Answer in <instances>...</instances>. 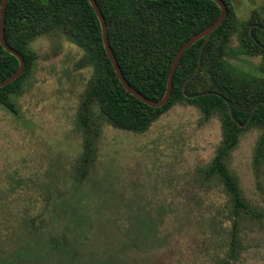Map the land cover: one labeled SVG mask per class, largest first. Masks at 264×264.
Instances as JSON below:
<instances>
[{
    "label": "rangeland",
    "instance_id": "obj_1",
    "mask_svg": "<svg viewBox=\"0 0 264 264\" xmlns=\"http://www.w3.org/2000/svg\"><path fill=\"white\" fill-rule=\"evenodd\" d=\"M228 1L224 68L236 85L252 87L246 71L260 56L241 54L239 40L252 24L264 26V0ZM29 49L34 61L10 95L14 109L0 103V261L264 264V217L244 211L231 250L228 194L204 172L221 141L218 116L204 120L198 106L182 102L143 132L102 121L92 130L97 151L85 160L76 119L90 68L74 65L82 49L60 28ZM263 132L244 130L225 159L241 199L262 212L264 160L255 168L253 155ZM58 236L64 252L55 250Z\"/></svg>",
    "mask_w": 264,
    "mask_h": 264
},
{
    "label": "trees",
    "instance_id": "obj_2",
    "mask_svg": "<svg viewBox=\"0 0 264 264\" xmlns=\"http://www.w3.org/2000/svg\"><path fill=\"white\" fill-rule=\"evenodd\" d=\"M95 1L105 19L109 45L123 76L135 90L151 99L163 96L169 68L179 47L212 23L220 12L212 0ZM223 1L228 10L225 19L212 31L201 51L203 38L184 51L173 75L168 101L153 107L122 86L103 46L100 23L88 0H8L4 37L6 43L23 56L25 68L15 80L0 87V103L14 109L10 95L21 89L22 80L34 61L35 52L29 49V43L39 35L60 28L67 39L82 49L75 67L90 68L76 119L77 128L84 132L83 159L96 153V134L92 130H97L102 121L128 131L143 132L163 111L182 102L198 106L204 120L218 116L221 141L204 172L207 177L221 182L228 194L232 220L230 248L233 250L235 232L244 211L257 218L264 217V212L248 207L241 199L225 162L244 130L257 125L264 129V39L260 36L264 34V26L252 24L240 36V53L260 56V61L254 72L246 71L255 82L253 89L236 85L223 62L233 12L229 1ZM17 67L16 57L0 44V80ZM248 118L249 122L243 126ZM262 160L264 132L255 144V168ZM54 243L59 244L56 251L66 250L63 236H58ZM65 261L66 255L57 264ZM0 264L12 262L0 261Z\"/></svg>",
    "mask_w": 264,
    "mask_h": 264
},
{
    "label": "water",
    "instance_id": "obj_3",
    "mask_svg": "<svg viewBox=\"0 0 264 264\" xmlns=\"http://www.w3.org/2000/svg\"><path fill=\"white\" fill-rule=\"evenodd\" d=\"M212 1H214L217 4V6L219 7V10H220L219 15L216 17V19L212 23H210L206 27L202 28L200 31L194 33L179 47V49L177 50V52H176V54H175V56L171 62L170 68H169L166 88H165V92H164L163 96L160 99H151V98H148L147 96L143 95L139 91L135 90L126 81V79L123 76L122 71H121V69H120V67H119V65L115 59V56H114V54L110 48L108 37H107V26H106L105 19L101 13V10L99 9L95 0H88V2L92 6V8L95 11L96 16L99 20L100 27H101V37H102V42H103V46L105 48V51L108 55V58H109L112 66L115 70V73H116L119 81L121 82V84L125 88V90H127L130 94H132L133 96H135L136 98H138L142 102H144L150 106H153V107H160L168 101V98H169L170 92H171V87H172L173 75H174L175 69L177 67V64H178L182 54L184 53V51L191 44H193L195 41H197L200 38H203V42H202L201 48H200V51H201L204 43L209 38L212 31L219 26V24L225 19L226 15H227V11H228L227 6L223 0H212ZM7 2H8V0H1V2H0V44L2 45V47L6 51H8L9 53H11L12 55H14L16 57V59L18 60V67L9 76L0 80V87H3L5 85L11 83L13 80H15L22 73V71L25 68V61L23 59V56L18 51H16L11 46H9L5 41L4 17H5V10H6ZM197 69H198V66L196 67L195 72L197 71ZM248 122H249V118L242 125L245 126V125H247Z\"/></svg>",
    "mask_w": 264,
    "mask_h": 264
}]
</instances>
